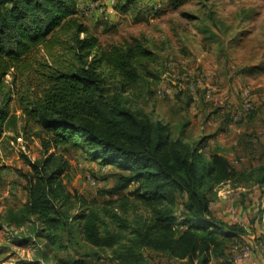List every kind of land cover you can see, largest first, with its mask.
<instances>
[{"label": "trees", "instance_id": "16d2710c", "mask_svg": "<svg viewBox=\"0 0 264 264\" xmlns=\"http://www.w3.org/2000/svg\"><path fill=\"white\" fill-rule=\"evenodd\" d=\"M56 46L64 57L53 53ZM157 60L141 36L103 45L78 17V0H0V148L22 123L26 135L38 128L44 155H22L30 168L21 172L26 201L0 220L15 243L45 240L38 255L44 262L53 250L80 248L79 237L109 251L110 264H148L147 251L212 264L244 235L211 205L218 188L238 177L264 186V163L241 173L223 153L208 156L201 141L185 140L184 130L173 137L167 123L132 107L130 96L143 87L151 93L160 81ZM14 97L20 116L11 109ZM72 148L116 168L112 193H126L98 205L72 192L65 182ZM26 226L23 235L12 229Z\"/></svg>", "mask_w": 264, "mask_h": 264}, {"label": "rangeland", "instance_id": "374dc122", "mask_svg": "<svg viewBox=\"0 0 264 264\" xmlns=\"http://www.w3.org/2000/svg\"><path fill=\"white\" fill-rule=\"evenodd\" d=\"M98 1L80 0L78 17L103 45L141 36L158 57L155 67L162 73L160 81L151 86V93L143 87L137 96H130L132 107L167 123L173 137L184 130L185 140L191 144L201 141L208 156L214 151L223 153L241 173L264 163V0H118L110 7ZM63 51L56 46L53 53L61 58ZM40 56L53 61L43 51ZM192 68L207 73L233 103L239 100L242 86L253 88L261 98L255 111L244 121L232 122L226 109L203 97L195 99L189 89L175 84L172 77L175 72L186 73ZM24 79H19V87ZM240 79L242 82H237ZM7 80L11 82L12 76L8 75ZM11 109L19 116L22 114L16 97ZM21 125L18 124V132H7L9 142L0 148V220L8 208L21 207L27 198L21 172L30 168L22 155L33 160L44 156L41 139L35 135L38 128L26 135ZM67 157L71 170L65 182L72 192L77 191L98 205H106L126 193H112L116 168L101 166L75 148ZM252 177L241 176L221 185L211 206L232 224L234 215L239 217L245 231L243 237L254 249V259L264 264V257L256 258L258 252L264 251V186L251 182ZM12 229L17 235L27 232V226ZM12 237V233L0 230V264H73L72 258L84 264H110L109 251L90 247L79 237L80 248H71L70 254L53 250L48 254V262L38 256L45 240H38L36 245L17 244ZM62 241H68L66 234ZM238 241L230 243L226 256L213 260V264H233L240 252ZM146 256L148 264H185L160 253L147 251Z\"/></svg>", "mask_w": 264, "mask_h": 264}, {"label": "built area", "instance_id": "2783aa9c", "mask_svg": "<svg viewBox=\"0 0 264 264\" xmlns=\"http://www.w3.org/2000/svg\"><path fill=\"white\" fill-rule=\"evenodd\" d=\"M101 1L100 5L110 7L113 4L115 5L118 0ZM100 7L102 10L104 9V7ZM172 77L175 84H179L183 89H189L193 93L195 99L200 100L203 97L206 101L213 102L226 109L232 122L246 120L256 109L257 95L250 86H242L240 88L239 100L233 103L232 99L224 97L221 89L211 82L207 73H201L196 68H192L186 73H181L179 71L175 72ZM159 93L162 94L163 91L160 90ZM238 189L241 190V187ZM233 219L235 220V224L240 226L241 222L239 217L234 215ZM239 262L259 264V262L254 259L252 248L247 243H241L240 253L233 260V264Z\"/></svg>", "mask_w": 264, "mask_h": 264}, {"label": "crops", "instance_id": "0c3cea01", "mask_svg": "<svg viewBox=\"0 0 264 264\" xmlns=\"http://www.w3.org/2000/svg\"><path fill=\"white\" fill-rule=\"evenodd\" d=\"M80 2V0H78V3ZM101 0H99L98 1V4H101ZM241 77V76H240ZM237 82H242V79H240L239 81H237ZM264 86V85H263ZM237 95H238V93H237ZM232 97H235L236 95H231ZM237 98H238V96H237ZM260 99L261 98H256V104L258 105V102H260ZM195 103V102H194ZM201 103V102H200ZM199 103V104H200ZM197 104V103H196ZM259 104H261V103H259ZM220 115H222V114H220ZM230 125H233V123H229ZM227 157V156H226ZM231 163V162H230ZM108 168H111V167H108ZM238 171V170H237ZM259 185V184H258ZM260 186H262V185H260ZM243 189L245 190V188L243 187ZM26 201V200H25ZM212 211H213V209H212ZM213 213L218 217V218H220V219H222L223 221H225V222H228V221H226L225 219H223L221 216H219L215 211H213ZM228 223H230V222H228ZM238 242H240V244L241 243H247V244H249L250 245V247L252 248V251H253V254H254V249H253V247H252V244H251V242L250 241H247V239L246 238H244L243 236L240 238V241H238ZM240 253V252H239ZM226 256V255H225ZM224 256V257H225ZM257 257V260L259 259H263V257H264V251L263 252H258L257 253V255H256ZM223 258V257H222ZM222 258H213V260H215V261H218V260H221ZM213 260H212V264H213Z\"/></svg>", "mask_w": 264, "mask_h": 264}]
</instances>
